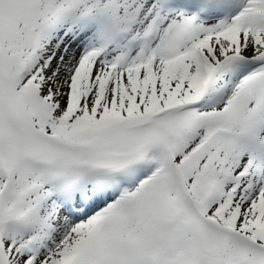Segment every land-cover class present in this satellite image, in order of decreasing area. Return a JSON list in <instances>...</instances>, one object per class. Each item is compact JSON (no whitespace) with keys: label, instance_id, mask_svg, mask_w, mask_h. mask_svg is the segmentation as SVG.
Returning <instances> with one entry per match:
<instances>
[{"label":"snow or ice","instance_id":"6c2138e0","mask_svg":"<svg viewBox=\"0 0 264 264\" xmlns=\"http://www.w3.org/2000/svg\"><path fill=\"white\" fill-rule=\"evenodd\" d=\"M0 264H264V0H0Z\"/></svg>","mask_w":264,"mask_h":264}]
</instances>
